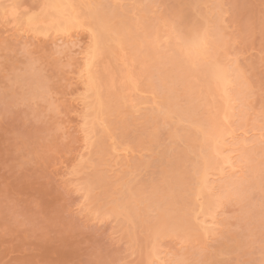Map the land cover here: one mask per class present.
Here are the masks:
<instances>
[{
  "label": "rangeland",
  "instance_id": "1",
  "mask_svg": "<svg viewBox=\"0 0 264 264\" xmlns=\"http://www.w3.org/2000/svg\"><path fill=\"white\" fill-rule=\"evenodd\" d=\"M98 1L113 9L112 0ZM15 2V19L41 4ZM114 3L120 17L144 20L151 33L162 36L215 18L222 40L215 39L221 43L215 55L238 69L245 91L237 109L242 112L222 126L226 139L244 135L249 141V160L241 165L245 186L240 182L239 190L230 188L212 205L220 226L204 244L192 221L193 168L202 142L211 141L201 133L203 119L220 114L222 97L160 82L153 60L145 63L148 75L136 76L140 66L118 64L113 47L109 57L95 61L97 75L114 83L101 87L102 96L120 91L118 78L126 71L134 74L138 91L123 83L130 101L96 124L86 146L76 73L88 31H71L79 47L67 54L51 36H22L18 23L5 32L0 21V264H150L154 253L157 259L151 260L162 264H264V0ZM169 100L176 112L165 114L159 105ZM136 101L142 103L132 109ZM129 197L132 209H125ZM163 205L167 212L159 218ZM155 219L177 229L153 232Z\"/></svg>",
  "mask_w": 264,
  "mask_h": 264
},
{
  "label": "bare ground",
  "instance_id": "2",
  "mask_svg": "<svg viewBox=\"0 0 264 264\" xmlns=\"http://www.w3.org/2000/svg\"><path fill=\"white\" fill-rule=\"evenodd\" d=\"M14 1L0 0V21L5 32L15 29L18 23L20 24L18 30L20 35L33 38L51 36L52 39L59 41L57 46L61 43L60 45L62 46L60 47H64L62 51L64 50V53L67 52L68 54V50L70 52L72 49L79 47V42L74 38L77 34L72 33V35L71 31L83 28L88 31V43L77 52L81 56V67L76 73L77 81L82 90V94L80 93V97L77 99L81 103V108L84 109H82L83 112L85 111L82 121L86 127L84 130L86 146L91 143V135L95 131L96 124L98 125L105 115L115 112L117 110L116 106L130 101V97L127 99L125 94L127 93L125 89L127 87L124 88L123 83L125 82L124 86H129L130 91L135 94L138 91L137 82L132 78L134 74L127 73L126 70L129 67H126L124 68L126 69L124 76L120 73V77L116 75L119 77L120 91L105 97L102 96L101 87L106 85L108 89H111L114 83L106 77L97 75V72L94 71L95 61L103 55L109 57L108 55L113 47L118 50L115 53V57H117L115 60L120 61L118 64L127 66L126 63L129 62L132 65L135 63L140 66V73H136V76H146L150 69L147 68L145 63L153 60L156 69L159 71L157 78L160 82L177 83L182 85L184 89L186 88L187 91H191L194 86L201 87L203 92L211 95L217 94L222 97L223 100L219 105L222 108L220 114L217 117L206 116L203 119L204 123L202 124L204 127H202L201 133L202 135H207L211 141L202 142L201 145L204 144L205 147L200 145L204 147L203 151L201 149L203 153H199L200 163L193 168V181L196 185L193 201L196 210L193 213L192 221L197 230L203 233L204 244L208 243L207 241L215 236L220 226L219 221L213 216L216 207H212V205L224 198L230 188L232 190L238 189L239 183L243 180L240 179L244 176L241 165L246 162L245 160L250 156L248 153L251 150L250 148L247 150L249 141L244 135L241 136L242 139H239L240 141H236L234 136H230V139L225 138L224 124L229 122V118L236 117L242 112L237 109L240 106L239 101H243L245 91L241 86L242 76L238 74V69L236 70L233 65L225 66V63L224 65L223 63L221 64L219 62L221 56L215 55L217 49L221 48L219 47L221 46L219 42H222L216 32L215 18L214 20H210V18L205 23L196 22L197 24H195L194 22L190 29L182 31L179 28H170L167 35L162 36L156 34V31L155 33L152 31L154 33L152 34L150 29L142 23L145 21H139L137 17L136 19L131 17L133 22H130L131 19L125 14L121 16L122 18H127L124 21L118 15L119 13L116 12L118 9V6L116 7L117 4L114 3L116 0H112L113 4L111 6L113 9L109 11H107L108 8L106 7L109 5H105L106 9H103L102 3L98 0H38L41 3L40 6L29 12L26 11L19 19H15L18 12V3H14ZM8 3H11L12 6ZM14 4L17 5V8L13 7ZM76 38L78 39V37ZM161 42H164L163 48L160 46ZM126 55L128 57H124ZM108 59L111 60L110 58ZM115 63L117 64V62H114V65ZM129 70L131 71L132 69ZM125 71L120 72L123 73ZM201 73L204 75L202 76ZM191 78L198 83L194 82V84ZM204 79H206L205 83L199 86V82L201 81L202 83ZM141 103L136 101L135 104H131V108L134 109ZM159 106L165 114L176 112V103L171 100ZM158 107L157 109L155 108L154 112H159L160 109ZM219 118L222 120V123H219L220 125L216 121ZM200 120L195 121L198 126L201 123L199 122ZM102 130L105 132L103 134L106 135L108 133H106L108 131L107 126H104ZM258 142L261 143V141ZM126 156H128L127 153ZM126 156L124 155L123 157ZM118 165L122 166V163L115 161L114 166ZM164 176L165 174L162 177ZM242 185L243 183L240 187L245 186ZM131 198L129 197L125 200V209H132ZM166 204L164 205L167 206ZM164 205L160 206L161 208L156 212V215L160 216L159 218L163 217L167 212V208ZM151 228L153 232L157 233L164 229H177L176 226L172 227L167 222L161 223L157 220L151 224ZM156 254L154 253L153 256L149 257V260L152 261L150 264L158 263L156 260H151L157 257ZM146 258V262H149L147 261L148 255ZM158 261V264L163 263L160 258Z\"/></svg>",
  "mask_w": 264,
  "mask_h": 264
}]
</instances>
